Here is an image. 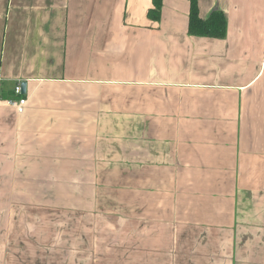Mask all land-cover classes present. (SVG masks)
Wrapping results in <instances>:
<instances>
[{
    "label": "crops",
    "instance_id": "crops-1",
    "mask_svg": "<svg viewBox=\"0 0 264 264\" xmlns=\"http://www.w3.org/2000/svg\"><path fill=\"white\" fill-rule=\"evenodd\" d=\"M197 1L224 38L189 0H0V264H264V0Z\"/></svg>",
    "mask_w": 264,
    "mask_h": 264
},
{
    "label": "trees",
    "instance_id": "trees-1",
    "mask_svg": "<svg viewBox=\"0 0 264 264\" xmlns=\"http://www.w3.org/2000/svg\"><path fill=\"white\" fill-rule=\"evenodd\" d=\"M153 7L148 9V18L157 20L160 17L162 0H152ZM227 19L220 9L212 10L205 18L199 15L198 1L189 0L187 32L193 36L224 38L226 35ZM19 96H23L22 94ZM17 96V97H19Z\"/></svg>",
    "mask_w": 264,
    "mask_h": 264
},
{
    "label": "built area",
    "instance_id": "built-area-1",
    "mask_svg": "<svg viewBox=\"0 0 264 264\" xmlns=\"http://www.w3.org/2000/svg\"><path fill=\"white\" fill-rule=\"evenodd\" d=\"M14 92L17 96L21 95V86L17 84L14 88ZM8 104L11 105L17 113L24 112L25 105H26V98L19 96L17 99H11L8 101Z\"/></svg>",
    "mask_w": 264,
    "mask_h": 264
},
{
    "label": "water",
    "instance_id": "water-1",
    "mask_svg": "<svg viewBox=\"0 0 264 264\" xmlns=\"http://www.w3.org/2000/svg\"><path fill=\"white\" fill-rule=\"evenodd\" d=\"M20 86H21V93H25V87H26V83L24 82V81H22L21 83H20Z\"/></svg>",
    "mask_w": 264,
    "mask_h": 264
}]
</instances>
